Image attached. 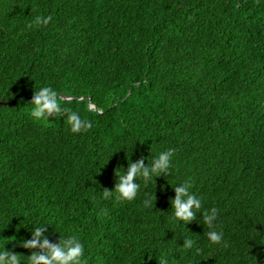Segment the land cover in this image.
<instances>
[{
  "label": "trees",
  "instance_id": "trees-1",
  "mask_svg": "<svg viewBox=\"0 0 264 264\" xmlns=\"http://www.w3.org/2000/svg\"><path fill=\"white\" fill-rule=\"evenodd\" d=\"M37 16L52 20L27 28ZM41 87L93 127L34 118ZM169 148L135 200L103 199L129 159ZM185 182L202 203L187 225ZM44 224L50 244L77 235L87 264H264V0H0V246L28 264L41 249L18 241Z\"/></svg>",
  "mask_w": 264,
  "mask_h": 264
},
{
  "label": "clouds",
  "instance_id": "clouds-1",
  "mask_svg": "<svg viewBox=\"0 0 264 264\" xmlns=\"http://www.w3.org/2000/svg\"><path fill=\"white\" fill-rule=\"evenodd\" d=\"M52 20L51 16H37L33 23L26 25L27 28L47 26ZM30 103L33 105L32 116L36 119H49L55 115L67 114V123L70 131L74 134L87 132L93 127V124L87 118H82L78 112H72L66 107H62L58 93L51 87H41L36 91ZM175 155V149H167L154 156L151 163L145 165L144 160L131 162L126 172L117 175L119 180L112 191L105 190L103 199L114 198L116 201L135 200L140 191L141 185L139 180L145 183L154 182L155 177L167 174L172 167V160ZM180 187H174L176 193L172 199L173 219L184 225L191 223L195 219L192 211L193 207L197 211L202 208L201 200L195 195L190 194V184L182 183ZM113 191L116 195L113 197ZM147 204L148 201H145ZM204 224L210 229L207 233L208 240L213 245H221L223 231H217L218 210L211 208L202 213ZM46 225L32 226L30 240H21L18 243L29 250L39 248L41 252H32L27 257L28 264H87L85 258V246L77 235H66L56 244H50L48 239L43 235L46 231ZM59 233V232H58ZM60 234V233H59ZM6 245V244H5ZM5 245L0 246V264H21L20 257L9 251ZM194 246L192 239L183 240V248L191 249ZM25 257V256H24Z\"/></svg>",
  "mask_w": 264,
  "mask_h": 264
},
{
  "label": "water",
  "instance_id": "water-1",
  "mask_svg": "<svg viewBox=\"0 0 264 264\" xmlns=\"http://www.w3.org/2000/svg\"><path fill=\"white\" fill-rule=\"evenodd\" d=\"M62 98H64V99H70V97H66V96H62ZM89 106L92 108H95L93 105H91V103H89Z\"/></svg>",
  "mask_w": 264,
  "mask_h": 264
}]
</instances>
